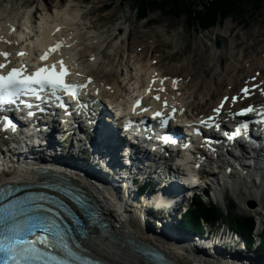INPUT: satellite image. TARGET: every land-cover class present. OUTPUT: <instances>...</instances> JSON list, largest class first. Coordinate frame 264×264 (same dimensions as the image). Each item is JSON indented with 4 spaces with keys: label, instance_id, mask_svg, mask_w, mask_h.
I'll use <instances>...</instances> for the list:
<instances>
[{
    "label": "bare ground",
    "instance_id": "1",
    "mask_svg": "<svg viewBox=\"0 0 264 264\" xmlns=\"http://www.w3.org/2000/svg\"><path fill=\"white\" fill-rule=\"evenodd\" d=\"M91 1L86 5L88 11L96 7V3H98V5L102 4L100 2L103 0H96V3H94V0ZM21 7H24V4ZM86 13L87 11L74 0H71L67 4H65L63 0H57L55 3L47 0L45 3H41L35 10L28 9L24 13H22L20 9L13 8L12 6L5 7L1 2L0 52H4L6 49L11 50L17 46V51L23 49L30 55L34 51H39L40 44L43 43L45 38V32L54 30L68 40L65 47V54L68 57V61H88V63L96 66V69L91 68V73H89V70V75L94 76L99 84L105 87L108 86L109 90H107V92H111L113 89L121 91L124 101L125 97H128L130 94L129 88L121 83L122 81L120 82V80L114 84L110 83L109 77L114 73L115 69L114 60L103 59L102 49L104 48V41L102 37L97 34L96 29H91V27L94 26L85 25L86 22L84 21L86 18L84 15ZM232 27L233 24L229 21L224 27L219 26L216 28L211 34L210 40H213L215 37L221 38V49L217 50L211 44L212 42L209 43V54L205 55L203 61L192 63L193 58L190 57L186 62L188 67L183 70L184 73L172 75L169 78L170 81L174 79L175 82H179L174 84L177 86L176 91L172 93L167 91L166 95L157 94V96L172 100V104L181 108H186L187 115H192L196 118L199 117L200 114H210L212 111L214 112L218 109L219 101L227 94L231 95L226 104L227 109H236L245 103H257L264 106V94H262L264 93V43L260 38H254L253 35L257 31L256 29L250 30L247 43H245L246 45L238 49L237 44L239 45L240 43H238L236 39L234 41L230 38ZM113 29L116 30L117 27H113ZM120 30L124 31L121 37H125L128 28L121 27ZM159 31L160 30L153 31L152 35H156ZM85 34V39L87 41L86 48L82 49L80 47L82 44L81 39ZM80 50L83 53H81ZM224 54L231 58V62L222 66L221 72H216L213 70L212 65L213 63H219L223 60ZM86 55H88L87 58ZM116 55H118V53ZM133 64L134 68L128 66L126 71L130 74L135 71L134 74L137 76L135 85L141 86L150 76L152 71L151 64ZM82 66L83 64L80 65L83 69L84 66ZM99 75L105 78L106 83H103L102 76ZM254 76L256 80H253ZM85 77H87V75H85ZM246 84L251 85L248 91L250 93L249 97L240 89V87L242 88ZM155 85H163L165 87L161 88L167 89L166 82H158ZM253 85H257V89H254ZM140 88L141 87H139V91ZM260 88L262 92L259 91ZM235 94L239 96L237 103L232 101V96ZM147 95L151 94L147 93ZM200 99H203L202 103H200ZM196 102L199 103L200 111H195L194 108H192V105ZM178 116L183 120V123L191 121L189 118H183L181 113H179ZM230 121L233 120L230 119L229 122ZM52 133L55 136V133ZM109 140H111V137H109ZM56 148L59 149V147ZM63 149H67L65 145H63ZM115 149V145H110L109 153L105 159L110 158L113 152L115 156H117L118 152H116ZM56 151L57 149L51 148L49 151L51 153L47 158L50 160L52 158L59 160V157H61L62 160L72 162V160L77 158L76 156H79L80 160H82L81 155H79L81 154L80 152L75 156L72 150H64L65 152L67 151V153H63V150H61L57 157ZM2 152L3 151L0 150V154H2ZM211 153H213V151ZM31 154H37L35 148H33ZM146 158H150V155ZM252 159L251 157V160ZM180 162L187 163V160L180 159ZM80 164L88 166L93 172H99L102 175L106 172L105 177L101 178L107 184L111 185L112 189H115L114 182H116V179L119 177L127 181L124 178L125 176L121 173L122 171H100L101 167L99 166V162H94L92 164H83L81 162ZM125 167L126 165L124 164L123 168ZM188 167L193 174L196 173L195 169L191 166ZM215 167L219 169L218 165ZM46 169H48V172L68 177L72 182L85 189L94 199L101 214L108 222V232L117 242H114L109 238L110 236L104 235L94 227H88V235L84 238L85 250L82 248H79V250L93 257L113 264H150L146 262L145 255L138 250V247H145V245L148 244L147 247H155L165 253L173 264H229L230 262L240 264H264V253L247 254V251L250 250L247 246V240L242 238L235 228L229 224L230 214L227 208H223L224 205L222 206L219 204V201L214 202L208 196L202 198L204 202L207 204L212 203L222 208L224 210V216L226 215L227 217L206 220V223L211 222L212 225H209L208 228L204 226L205 232L196 233V235L191 236L185 231L180 230L178 225L200 199L201 196L198 194L194 195L192 198L181 196L175 204H172V201L178 196L176 193L178 187H169L170 183L168 184L169 186L161 185L160 181L162 180L160 177H155L154 174H152L151 176L154 177L152 180L153 184L148 191L141 195L135 191L131 193L133 199H139L136 203V208L141 204L146 207L144 209L140 208V212L136 210L141 222V224H139L128 217L129 214L125 210L124 199L118 197V201L116 199L117 195L109 191L105 185L103 186L98 181H95V179L89 176H83V174L80 173L82 171L79 172L75 169L62 168V166L47 165ZM245 169H247V167ZM219 172H221V170H219ZM252 173L258 174L255 170L252 171ZM227 175L225 170H222V176L227 177ZM39 176V166L33 163H27L15 166L9 171L6 170L2 172V174H0V183L25 182L33 184L40 180ZM132 176H135L133 179L134 185L138 188L144 186L143 181L135 183L136 178L139 179L141 177V179H143V176L139 175L138 172L129 175V177ZM119 182L120 181H118V183ZM162 183L164 184L163 181ZM127 184H129L130 187L131 182L128 181V183L126 182V186H128ZM249 194L248 196H252L250 192ZM119 196H121L120 193ZM148 198L154 199L149 208ZM131 199L132 198H128L126 200L129 206L133 205ZM253 201L257 202L255 199H253ZM167 207H169L168 211H160V209ZM180 207L187 208L188 212L181 213V218L178 219ZM238 212L241 215L244 214L239 210ZM158 224L162 225V227L157 228L156 225ZM146 229L163 233L164 235L176 239L170 240L171 238L167 239L165 237V239L162 237H155L149 233L147 234ZM261 229L264 231V228H259V230L257 228V231L261 232ZM195 231L197 230L192 229V232ZM211 231H213V234L209 236ZM182 243L187 247H194L196 249L186 250L182 247ZM133 245L134 247H132Z\"/></svg>",
    "mask_w": 264,
    "mask_h": 264
},
{
    "label": "rangeland",
    "instance_id": "2",
    "mask_svg": "<svg viewBox=\"0 0 264 264\" xmlns=\"http://www.w3.org/2000/svg\"><path fill=\"white\" fill-rule=\"evenodd\" d=\"M47 0H0V3L5 7L18 8L22 13L28 9L35 10L41 3H45ZM55 3L57 0H48ZM71 0H63L65 4ZM79 4L87 13L84 15L86 18L85 25L94 26L91 29H96L97 34L102 37L104 41V48L102 49L104 60H114L115 69L114 73L109 77L110 82L116 83L118 80L123 81L126 77L128 66L134 68V64H146L156 62L157 66L165 70V73L170 75L183 74L188 66L186 62L190 57L193 58L192 63L197 61H203L205 55L209 54L211 43L215 49L220 50L215 46V39L210 40L211 34L219 26L224 27L227 22L231 21L233 27L231 28L230 38L240 43L237 44V48L245 46L250 30H257L254 33V38H260L264 43V1L257 7L256 3H249L245 5L244 13L239 16H230L218 23L216 26L209 29L202 28L199 24H192L186 20L185 16H179V14L163 13L161 10H155L147 19H141L137 15V9L132 0H103L102 4H97L91 10H87V3L91 0H74ZM147 1V0H145ZM201 3L199 9H207V5L212 0H197ZM92 2V1H91ZM72 3V2H71ZM24 4V7H21ZM84 25V26H85ZM117 27V29H113ZM121 27L128 28L127 35L121 37L124 31L120 30ZM155 30H160L156 35H152ZM86 34L82 37L83 45L87 43ZM123 38V39H122ZM221 39V38H220ZM222 40V39H221ZM251 40V39H250ZM118 53V55H116ZM84 56V54H83ZM88 55H86L87 58ZM231 58L224 54V59L219 63H213V70L221 72L222 66L229 64ZM89 68L96 69V66L89 65ZM102 76V75H99ZM103 81L105 78L101 77ZM123 83V82H122ZM126 85V83L124 84ZM128 86V85H126ZM203 99H200V103ZM195 111L199 109V103L192 105ZM234 174L226 177V183L230 185V188L223 190L222 194H217L218 203L227 208L228 211L246 213L247 215L254 216L257 223V228H261V220L264 218V196L258 191L259 187L254 186V182L250 176L247 177L243 183H240L238 175L239 169L234 167ZM222 180V178L220 177ZM228 179V180H227ZM244 184V185H242ZM244 186V187H243ZM213 190V189H212ZM249 192L252 194L250 195ZM223 195V196H222ZM255 199L258 203L257 208L252 207L250 204ZM232 203L235 208L228 207ZM225 208V209H226ZM140 212V208H136ZM226 216V215H225ZM227 217V216H226ZM183 220L178 225L180 230L185 231L189 235H196V233L205 232L203 230H197L192 232V229L181 226ZM204 226L209 227L211 222H202ZM157 228H161L162 225H156ZM264 228V227H262ZM237 231V230H236ZM261 232L263 230L261 229ZM258 232L257 233H261ZM213 231L209 234L212 235ZM241 237L245 236L239 233ZM259 236V235H258ZM247 240V246L250 248L247 254L264 253L258 245H250V241ZM183 240V239H182ZM199 240V239H197ZM185 241V240H183ZM199 242V241H198Z\"/></svg>",
    "mask_w": 264,
    "mask_h": 264
},
{
    "label": "trees",
    "instance_id": "3",
    "mask_svg": "<svg viewBox=\"0 0 264 264\" xmlns=\"http://www.w3.org/2000/svg\"><path fill=\"white\" fill-rule=\"evenodd\" d=\"M264 0H212L207 5V9H199L201 3L197 0H132L137 9L139 18L148 17L155 10H161L163 13L179 14L185 16L186 20L192 24L202 25L204 29L216 26L224 19L230 16H239L244 13L245 5L256 3L257 7ZM201 26V27H202ZM202 27V28H203ZM197 201L196 205L184 216L182 225L184 227L203 230L202 222L223 218L224 210L214 204H207L202 199ZM229 207L235 208L230 203ZM229 224L250 241V245H258L264 248V231L257 233V223L254 216L240 214L239 212L229 211ZM259 235V236H258Z\"/></svg>",
    "mask_w": 264,
    "mask_h": 264
},
{
    "label": "snow or ice",
    "instance_id": "4",
    "mask_svg": "<svg viewBox=\"0 0 264 264\" xmlns=\"http://www.w3.org/2000/svg\"><path fill=\"white\" fill-rule=\"evenodd\" d=\"M62 46V43H57L55 46L49 48L47 52L40 57L42 61H45L49 56L57 51ZM10 53L0 52V56H3L6 60ZM18 55H25V53H18ZM59 64V71H57V65L52 64L50 67L45 65L38 68L30 75H24L23 70L19 68H13L7 73V75L0 74V104L4 103L5 97L17 94L20 91L19 86H26L31 84L37 85H49L53 89L60 88L68 91L70 94L75 95L73 89L85 87L86 85H72L65 82V77L70 73L64 64L63 60L57 62ZM7 65L0 63V69L6 68ZM89 82H91L89 80ZM245 93L249 89L243 90ZM264 94V93H262ZM159 99V97H156ZM139 103V102H137ZM166 103V102H165ZM215 111L219 112V108ZM253 108L249 107L243 110L241 114L251 112ZM31 115V113H30ZM161 115V113H157ZM209 119H212L211 117ZM9 126H11L9 122ZM246 127V125H244ZM32 229H41L42 231H48L47 226L43 223H36L28 229L30 234ZM13 232V229H7L4 232H0V264H24V262H30L39 258V250L35 247L36 243L46 244L47 238L44 236H37L36 240L20 239L17 235H9Z\"/></svg>",
    "mask_w": 264,
    "mask_h": 264
},
{
    "label": "water",
    "instance_id": "5",
    "mask_svg": "<svg viewBox=\"0 0 264 264\" xmlns=\"http://www.w3.org/2000/svg\"><path fill=\"white\" fill-rule=\"evenodd\" d=\"M216 45L217 47H221V40L219 38H217L216 40ZM51 181H59L61 184H64L66 185L67 187H69L70 189H73L76 193L80 194L83 196V198L85 199L86 202H89V198L87 196L84 195V193H82L81 190L83 191H86L85 189H83L82 187L78 186L76 183L72 182L71 179H69L68 177H65L64 175H58L57 174V178H45L40 180V182L42 184H46V186H40L39 184L35 185V186H31L29 188H45V189H48L49 187L50 188H53L51 186H48L47 184L50 183ZM73 184V185H72ZM85 202V204H87ZM253 208L257 206L256 202L255 201H252L251 204H250ZM92 208V206H90ZM98 207V206H97ZM82 215L86 218V220H92L93 217L91 216V213H85V212H82ZM103 218H100V220H102ZM75 220V219H73ZM76 224L78 226H81V229H86L87 227L86 226H83L82 227V223H78L76 220H75ZM264 223V222H263ZM107 231V230H106ZM102 233L106 236H110L109 238L111 240H113L114 242H117L116 239H113L112 236L110 235V233H105L104 231H102ZM78 234V233H77ZM81 234V232L79 233ZM78 234V239H79V244H83L84 242V239L83 237L85 236V232L82 231V234L79 235ZM148 244L145 245V247H138V250L140 252H142L144 255H145V260L146 262H149L150 264H173L169 258L165 255V253H163L162 251H160L159 249L155 248V247H151V246H148ZM79 246V245H78ZM80 247V246H79ZM134 247V245L132 246ZM136 247V246H135Z\"/></svg>",
    "mask_w": 264,
    "mask_h": 264
}]
</instances>
